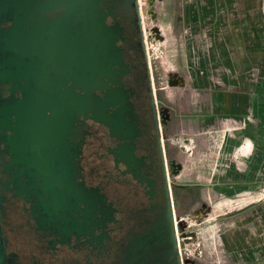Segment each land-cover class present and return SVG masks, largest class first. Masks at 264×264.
<instances>
[{"label": "flooded vegetation", "instance_id": "obj_1", "mask_svg": "<svg viewBox=\"0 0 264 264\" xmlns=\"http://www.w3.org/2000/svg\"><path fill=\"white\" fill-rule=\"evenodd\" d=\"M162 109L138 0H0V264H192Z\"/></svg>", "mask_w": 264, "mask_h": 264}, {"label": "rangeland", "instance_id": "obj_2", "mask_svg": "<svg viewBox=\"0 0 264 264\" xmlns=\"http://www.w3.org/2000/svg\"><path fill=\"white\" fill-rule=\"evenodd\" d=\"M138 1L157 100L170 117L162 128L164 150L178 166L170 180L189 200L178 211L181 255L194 264H264V141L248 138V156L259 153L263 163L249 165L236 192L225 191L215 167L238 164L234 151L233 161L223 156V145L217 156L227 131L214 132L212 117L215 96L241 90L250 106L242 122L257 130L252 102L264 95V0ZM173 73L182 82L169 87Z\"/></svg>", "mask_w": 264, "mask_h": 264}, {"label": "crops", "instance_id": "obj_3", "mask_svg": "<svg viewBox=\"0 0 264 264\" xmlns=\"http://www.w3.org/2000/svg\"><path fill=\"white\" fill-rule=\"evenodd\" d=\"M213 107L214 116L212 117L213 123L215 124L214 132L219 133L218 131H221L223 128L225 129L224 132L227 131L226 141L225 133L223 137L224 143H216L218 148L217 156L222 152L220 149H222L223 145V156L226 158L228 157L230 161H233L232 155L235 153L236 156L234 161H236L238 164L237 169L231 165L225 164V169L223 168L222 170H218V167H215V171H219L217 177L222 176L224 180H226L224 184V190L229 191L230 193L236 192L238 189H240L241 183L243 181V183H246V179L249 177V175H251L249 173L250 171L248 170L249 165H252L253 163H263V160L259 156L255 155L259 153H252L251 157H249L247 152L248 150L245 145L247 144L249 137L251 141H264V95L255 97L254 101L252 102L255 115L254 118L256 117L257 119L256 132H252L254 127H249L245 121L242 122V117H247L248 108L250 107L248 95L244 91L240 90L239 93H235L232 90H229L224 92L222 97L219 95L215 96V105ZM221 115L227 119L221 120ZM234 128H239V137L237 136L236 130L232 131ZM249 129L251 130L249 131ZM242 133H244L243 137ZM233 148L234 150H232ZM235 151L239 152L238 155ZM221 166L223 167V165Z\"/></svg>", "mask_w": 264, "mask_h": 264}, {"label": "water", "instance_id": "obj_4", "mask_svg": "<svg viewBox=\"0 0 264 264\" xmlns=\"http://www.w3.org/2000/svg\"><path fill=\"white\" fill-rule=\"evenodd\" d=\"M181 82H182V78L179 75H177L175 73L169 75V79H168V86L169 87L177 86V85L181 84ZM162 113L164 115L163 116L164 120H169L170 117H169L168 109L163 107ZM184 261H185V263L190 262L193 264V261H191L189 258H186Z\"/></svg>", "mask_w": 264, "mask_h": 264}, {"label": "bare ground", "instance_id": "obj_5", "mask_svg": "<svg viewBox=\"0 0 264 264\" xmlns=\"http://www.w3.org/2000/svg\"><path fill=\"white\" fill-rule=\"evenodd\" d=\"M179 142V141H178ZM182 143V142H181ZM180 144V143H179Z\"/></svg>", "mask_w": 264, "mask_h": 264}]
</instances>
